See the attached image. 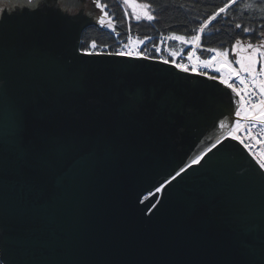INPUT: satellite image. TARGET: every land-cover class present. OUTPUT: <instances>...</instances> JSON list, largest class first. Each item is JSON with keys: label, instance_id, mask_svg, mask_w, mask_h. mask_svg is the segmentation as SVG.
I'll use <instances>...</instances> for the list:
<instances>
[{"label": "water", "instance_id": "water-1", "mask_svg": "<svg viewBox=\"0 0 264 264\" xmlns=\"http://www.w3.org/2000/svg\"><path fill=\"white\" fill-rule=\"evenodd\" d=\"M0 10L1 264H264V172L223 139L230 88L82 53L94 23L120 34L93 0Z\"/></svg>", "mask_w": 264, "mask_h": 264}, {"label": "trees", "instance_id": "trees-1", "mask_svg": "<svg viewBox=\"0 0 264 264\" xmlns=\"http://www.w3.org/2000/svg\"><path fill=\"white\" fill-rule=\"evenodd\" d=\"M104 14L112 18L115 28L126 26V16L118 0H93ZM147 4L153 13V21L132 19L131 27L136 37L152 35H182L186 40L198 36L200 29L230 0H135ZM104 5H107L104 7ZM239 5V6H237ZM132 18V17H131ZM242 27H236V25ZM264 0H237L204 28L201 44L208 48L232 49L237 40L258 43L264 39ZM251 29L244 32V29ZM96 42L99 45L115 43L113 34L98 24L85 29L82 34V48ZM1 264V263H0Z\"/></svg>", "mask_w": 264, "mask_h": 264}, {"label": "built area", "instance_id": "built-area-1", "mask_svg": "<svg viewBox=\"0 0 264 264\" xmlns=\"http://www.w3.org/2000/svg\"><path fill=\"white\" fill-rule=\"evenodd\" d=\"M207 25V24H205ZM205 25L202 27L205 28ZM119 30V29H118ZM120 34L113 35L115 43L112 45H99L96 42L90 43L87 48H82V40L80 51L82 53H92V54H108L115 55L116 52H129L133 53L132 56L124 57H137L135 53H140V58L149 57L150 61L161 62L169 61L167 65L172 66L179 72H189L195 73L218 82L221 79H227L233 84L234 87L242 88L243 86L239 85L236 77L232 75L229 71L228 66L221 67L223 61L227 59L232 62V55L230 50H222L216 48H208L201 44V38L198 42H192L187 40V43L170 39L171 35H152L148 37H136L134 35L133 29L129 23L126 26L119 30ZM200 37H202L201 31L199 32ZM93 44L96 47H93ZM208 49H216L219 52L228 53L227 57L218 56L216 52H210ZM216 57V62L205 66V61L212 60L213 57ZM192 57V59H189ZM165 64V63H164ZM182 64L188 69V71H182L180 68H177L175 65ZM217 67H221V71H216ZM231 67L235 68L237 71H240L234 64L231 63ZM261 67H264V62L261 59L260 69L257 73L261 71ZM241 77L248 79V76L244 75L241 72ZM261 83H264V75H258L256 77ZM221 83V82H220ZM228 87L226 84H223ZM229 88V87H228ZM232 90V89H231ZM258 89L254 85L249 83L248 89L243 93L244 99L246 101L244 107H251V103H257L261 99L258 94ZM238 97V96H237ZM251 97V101L248 102V98ZM239 99V106L234 108L232 114V120L229 123L230 130L233 134L239 136L240 139L236 140L237 143L245 149L249 156L258 164V159L264 158V124H261L259 121L245 120L243 115L238 117L236 111L241 110V99ZM239 124V127H238ZM230 132V131H229ZM229 132L226 133L224 140L227 137H231ZM243 140L244 143H240V140ZM248 145L246 147L245 145ZM264 172V169H262Z\"/></svg>", "mask_w": 264, "mask_h": 264}, {"label": "snow or ice", "instance_id": "snow-or-ice-1", "mask_svg": "<svg viewBox=\"0 0 264 264\" xmlns=\"http://www.w3.org/2000/svg\"><path fill=\"white\" fill-rule=\"evenodd\" d=\"M236 0H230V3L228 5H226L225 7H221L219 9V12H217L216 15H219L220 13H224L226 11V8L227 7H230L232 3H235ZM28 3L30 4H34L35 3V0H28ZM107 5H104V7H106ZM239 6V5H237ZM40 7H43V5H41ZM145 8L149 7L147 4L144 5ZM36 11L39 10V7H37L35 9ZM0 11H3V10H0ZM146 16H147V19L149 21H151L152 19H154V17L152 15H149L146 13ZM216 17L214 16L212 19H215ZM135 19L137 21L140 20V17L139 16H136ZM101 23H103V21H101ZM205 27H207V25H205ZM236 27H242L241 25H236ZM201 33H203L204 29L201 28L200 29ZM251 29H247L245 28L244 29V32H250ZM262 33H264V27H262ZM200 36H193L191 39H192V42H198L200 40ZM170 39H173V40H177V41H181V42H184V43H187V40L184 36L182 35H173L170 37ZM241 44V41L237 40L235 42V46L236 47H239ZM93 47H96L95 44H93ZM248 49H252V52L249 53L248 55H239L238 58H234V63L236 64H239L240 65V69L241 71H237L235 68H232L231 67V63L230 61H228L227 59H225L223 61V64L221 65V67H224V66H228V69L229 71L232 73V75L234 77L237 78L238 80V83L239 85L243 86L242 88H237V87H234L233 84L231 82H229L227 79H221V83L222 84H226L230 89H232V91L238 96L240 97L241 99V110H238L236 111V115L238 117H240L241 115H243V118L245 120H251V121H259L261 124H264V83H261L256 77L258 75H264V67H261V71L259 73H257L256 71V65L258 64V56L259 57H264V46H261V47H255L252 43H249L247 45V47L244 49L245 52H247ZM208 51L210 52H216V54L218 56H224V57H227L228 53L226 52H219L217 51L216 49H208ZM90 55V53H89ZM115 55L117 56H132L133 53L131 51L129 52H116ZM135 55L137 57L140 56V53H135ZM143 59H149V57H142ZM189 59H192V57H189ZM245 61H247V63H245ZM163 63L167 64L169 63V61L165 60V61H162ZM216 62V57L214 56L212 58V60H208V61H205V66L207 67L209 64H213ZM177 68H180L182 71H188V69L186 67H184V65L182 64H177L175 65ZM221 67H217L216 68V71H221ZM241 72H245L247 73V76H248V79H245V78H242L241 77ZM249 83H251L252 85L255 86L256 89H258V94L260 95L261 99L259 100V102L257 103H251V107H244L246 101L244 99V95L243 93L247 91L248 89V85ZM251 97L248 98V102L251 101ZM238 127H239V124H238ZM229 135L231 136V138L233 140H238L240 139L239 136L233 134L230 130L229 132ZM240 143H244V141L241 139L240 140ZM246 147H248V145L246 144L245 145ZM209 151H211V149H209ZM200 159H202V157L200 158H197L194 163L196 164H199L200 163ZM258 164H259V167L261 169H264V158H261V159H258ZM173 179H175V177H173Z\"/></svg>", "mask_w": 264, "mask_h": 264}, {"label": "rangeland", "instance_id": "rangeland-1", "mask_svg": "<svg viewBox=\"0 0 264 264\" xmlns=\"http://www.w3.org/2000/svg\"><path fill=\"white\" fill-rule=\"evenodd\" d=\"M118 1L121 4V9L123 10V12H124V14L126 16V24L129 23L130 25H132L131 24V21H132V19L136 20L135 19L136 16H139L140 17V20L139 21H149L147 19L146 13L153 16V13H152V11H151V9L149 7L145 8L144 7V4L138 3L135 0H118ZM97 6L102 11V9H101V7L99 6L98 3H97ZM219 15H216L215 17L217 18V16H219ZM99 20L106 21V22L114 25V22H113L112 18L108 17L106 14H104V12H103V14H101L99 16ZM213 20L214 19L209 20L206 24L208 25ZM152 21H153V19L151 20V22ZM249 43H252V42H250V41H241V44H240L239 47H236L234 45V47L232 49V58H233V61H234V58H238L239 55H245L246 56V55H248L249 53L252 52V49H248L247 52L244 51V49L247 47V45ZM252 44L255 47L264 46V39L262 41L258 42V43H252ZM262 50H264V49H262ZM261 59L264 62V57H259L258 56V61L259 62L256 65V71L257 72L260 69ZM245 63H247V61H245ZM234 64L241 71L240 65L239 64H236V63H234ZM242 73L247 76V73H245V72H242Z\"/></svg>", "mask_w": 264, "mask_h": 264}, {"label": "flooded vegetation", "instance_id": "flooded-vegetation-1", "mask_svg": "<svg viewBox=\"0 0 264 264\" xmlns=\"http://www.w3.org/2000/svg\"><path fill=\"white\" fill-rule=\"evenodd\" d=\"M194 161H195V160L190 159V160H189L190 165H192V164H196V163H194Z\"/></svg>", "mask_w": 264, "mask_h": 264}, {"label": "bare ground", "instance_id": "bare-ground-1", "mask_svg": "<svg viewBox=\"0 0 264 264\" xmlns=\"http://www.w3.org/2000/svg\"><path fill=\"white\" fill-rule=\"evenodd\" d=\"M95 24V23H94Z\"/></svg>", "mask_w": 264, "mask_h": 264}]
</instances>
